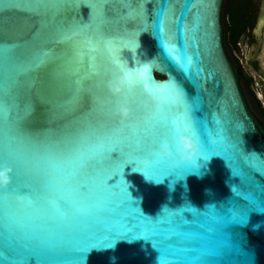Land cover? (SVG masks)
I'll return each instance as SVG.
<instances>
[{
	"label": "water",
	"instance_id": "95a60500",
	"mask_svg": "<svg viewBox=\"0 0 264 264\" xmlns=\"http://www.w3.org/2000/svg\"><path fill=\"white\" fill-rule=\"evenodd\" d=\"M223 1L74 0L6 2L0 6L6 132L11 126L28 139L51 143L70 140L89 129L101 136L110 133L116 125L93 103L98 93L92 87L91 74L107 69L115 59L130 70L148 66L157 83L174 81L184 93L186 110L201 137L208 141L209 150L217 153L206 161L198 158L196 170L185 172L193 168L188 163L178 172L181 177L173 173L159 182L133 170L134 164L125 165L122 179L128 195L146 218L156 219L165 210L184 212L186 205L195 210L174 224L152 225L150 230L161 240L160 252L151 238L110 234L112 247L76 253L83 257L82 264H159V255L170 264H187L197 258L208 264H264V213L249 207V220L244 225L226 226L222 219L239 213L245 194L253 199L264 197V127L249 109L223 43ZM161 6L168 19L179 26L172 38L177 49L187 52L191 61L188 71L166 58L155 34L150 17L154 18ZM136 15L142 17L143 27L129 23L128 17ZM263 27L264 0L252 28L255 41L246 53L249 60L259 51ZM21 66L31 71L17 82L16 70ZM258 72L261 77L257 81L264 93V72L261 68ZM237 142L243 160L229 151ZM120 159L118 151L110 154V162ZM17 183L21 191L35 186L34 178L27 174ZM95 191L101 210L76 225L67 236L69 243L80 233L102 227L144 223L130 206L113 208L109 203L112 197L101 187ZM3 220L0 206V253L5 264L31 261L30 252L4 233ZM173 232L179 235L167 240ZM59 258L68 264L75 259L71 252Z\"/></svg>",
	"mask_w": 264,
	"mask_h": 264
},
{
	"label": "snow or ice",
	"instance_id": "6c2138e0",
	"mask_svg": "<svg viewBox=\"0 0 264 264\" xmlns=\"http://www.w3.org/2000/svg\"><path fill=\"white\" fill-rule=\"evenodd\" d=\"M69 3L74 0H0L5 3ZM104 3L105 0H93ZM129 0H124L128 3ZM140 3L142 0H133ZM195 2V0H193ZM152 19L156 36L168 60L182 71H188L191 61L185 49H177L173 42V31L179 32V26L166 16L163 6ZM133 27H143L140 15L128 17ZM139 22V23H138ZM4 47L0 44V62L3 60ZM47 54H45L46 56ZM36 66H39L37 64ZM150 68L130 70L115 59L110 61L107 69L92 72V87L98 95L93 103L98 105L100 112L115 122L116 127L103 136L94 130L78 133L70 140L51 143L26 138L19 128L9 127L5 131L4 93L5 77L0 69V170L5 167L11 170L10 183L6 189H0V206L4 209L3 230L9 237L20 242V247L30 252L33 259L24 264H68L59 257L71 252L75 257L71 264H82L83 257L76 253L87 252L93 247H112L113 237L134 233L135 236L151 238L153 247L161 251V240L151 231L153 224H174L180 217L192 209L187 205L181 210H165L158 218L148 219L143 216L128 195L126 183L123 181L125 165L134 164L133 170L143 173L147 178L159 182L173 173L178 172L185 164L191 163L196 170L198 158L208 160L217 156L208 148V141L202 138L186 110V100L177 99L175 92L181 90L174 81L157 83L150 73ZM24 66L16 70L15 80L27 74ZM123 77L122 91L113 96L108 89L109 81ZM83 87V85H79ZM123 106L128 109L126 119L118 114ZM127 130V134L125 131ZM187 136L198 145V156L194 161L169 169L157 157L161 147H167L175 156L177 139ZM238 142L229 148L241 160L244 155L237 149ZM118 151L122 159L110 162V154ZM250 159V157H249ZM184 172V173H185ZM22 174L34 178L35 186H25L21 191L18 178ZM238 174V173H237ZM120 178L109 183L114 177ZM99 186L112 199L113 208L130 206L134 215L143 220V224L119 223L112 227H102L91 233H80L71 243L67 236L76 225L101 210V203L95 191ZM245 205L239 213H229L223 217V224H247L248 208L264 213V197L253 199L247 194L243 197ZM217 217L220 218L219 214ZM179 233L173 232L166 237L171 240ZM0 262L5 264L3 254ZM11 264H20L13 261ZM159 264H170L159 255ZM187 264H208V261L197 258Z\"/></svg>",
	"mask_w": 264,
	"mask_h": 264
},
{
	"label": "flooded vegetation",
	"instance_id": "af4514ba",
	"mask_svg": "<svg viewBox=\"0 0 264 264\" xmlns=\"http://www.w3.org/2000/svg\"><path fill=\"white\" fill-rule=\"evenodd\" d=\"M262 0H224L222 7V25H223V43L226 47L227 53L231 58L233 64L236 67V70L241 66L232 54V48H235L238 51V54L242 53L238 49V45L241 41L245 42L247 49L245 53H242L240 56L251 66V68L255 72V77H253L252 81L247 85H244L243 81H240V85L242 87L245 99L249 106L251 112L255 115V117L260 121V123H264V93L261 90V85L257 81V77H261L259 75L257 66L258 59L257 56L261 49V44L263 42V28L261 31V44L258 53L251 60L246 58V53L250 45L255 41L252 35V28L256 22L257 15L261 6ZM230 13L235 15L234 24L238 27L237 34H230L229 31L225 35V30L230 28V25L233 24L231 20ZM229 41H232L230 44ZM231 51H230V50ZM243 71V70H242ZM264 72V71H263ZM243 76L245 80H248V77L251 76L248 72H243ZM252 77V76H251ZM239 78V77H238Z\"/></svg>",
	"mask_w": 264,
	"mask_h": 264
},
{
	"label": "clouds",
	"instance_id": "9594fccd",
	"mask_svg": "<svg viewBox=\"0 0 264 264\" xmlns=\"http://www.w3.org/2000/svg\"><path fill=\"white\" fill-rule=\"evenodd\" d=\"M123 84V77H117L115 81H109L108 89L113 95H119L122 91L121 85ZM177 99H183L184 93L182 90H177L175 92ZM187 108L188 105L185 104ZM118 114L126 119L129 115L128 109L120 106L118 109ZM158 159L165 164L169 169H175L179 165L194 161L198 156V145L197 143L187 136H180L177 139V147L175 150V156L167 147H161L157 152ZM11 170L5 167L0 170V189H6L7 185L10 183Z\"/></svg>",
	"mask_w": 264,
	"mask_h": 264
},
{
	"label": "rangeland",
	"instance_id": "374dc122",
	"mask_svg": "<svg viewBox=\"0 0 264 264\" xmlns=\"http://www.w3.org/2000/svg\"><path fill=\"white\" fill-rule=\"evenodd\" d=\"M262 33H263V42L261 44V49L257 56V59H258L257 66L264 71V28H263ZM238 49L242 53L246 52L247 46L244 41L243 42L241 41V43L238 45ZM232 54L235 58H237L243 72H246V73L248 72L249 74H251L252 79H253V77H255L256 74L254 70L251 68V66H249V64L242 58V56L238 54V51L235 48L232 49Z\"/></svg>",
	"mask_w": 264,
	"mask_h": 264
},
{
	"label": "trees",
	"instance_id": "16d2710c",
	"mask_svg": "<svg viewBox=\"0 0 264 264\" xmlns=\"http://www.w3.org/2000/svg\"><path fill=\"white\" fill-rule=\"evenodd\" d=\"M230 17H231V20L233 21V24L230 25V28L229 29H226L225 30V35L226 33L229 31V33L231 34H237V29L238 27L234 24V20H235V15L233 13H230ZM230 44L232 43V41H229ZM233 49V48H232ZM230 50V49H229ZM231 51V50H230ZM237 73H238V77L240 79V81H243L244 85H247L249 82L252 81V77H248V80H245L244 79V76H243V71L242 69H240V67L237 69ZM262 124V123H261ZM263 127H264V123L262 124Z\"/></svg>",
	"mask_w": 264,
	"mask_h": 264
}]
</instances>
